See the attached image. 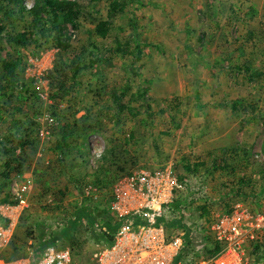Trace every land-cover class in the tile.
<instances>
[{"label":"rangeland","instance_id":"1","mask_svg":"<svg viewBox=\"0 0 264 264\" xmlns=\"http://www.w3.org/2000/svg\"><path fill=\"white\" fill-rule=\"evenodd\" d=\"M24 1L28 6L35 2ZM99 10L101 15H106L104 1ZM80 21L85 27L94 28L87 12L82 13ZM115 25L117 29L112 38L99 47V56L104 62L90 67L67 97H51L48 75L56 63L57 50H20L25 67L22 82L28 83L36 94V98L30 94L24 111L38 125V141L31 170L11 176L7 184L6 190L11 196L14 183L22 190L24 203L20 205L16 201L15 205L0 206V215L9 220L5 227L0 226L8 235L7 241L0 245V253L10 247L22 221L24 229L17 237L27 230L36 239L35 243L29 241L34 249L28 250L24 257L49 245V240L66 225L73 207L82 203V197L68 178L69 170L77 166L79 175L89 179L103 162L114 167L111 153L117 149L127 165L125 173L112 187L114 200L105 210L110 219L120 221L118 212L111 207L129 196L133 177L142 173L168 175L178 187L172 190L171 202L162 207L161 219L180 221L175 228L164 225L172 237L168 240L178 238L184 255L192 251L183 264H215L214 259L221 254L223 246L220 244V252L212 257L207 251L208 237L216 240L212 229L216 216L232 215L234 211L264 215V80H253L233 70V65L241 61L250 62L252 69L264 70V0H141L131 5L126 15L119 16ZM84 31L74 32L67 27L74 47L88 42ZM115 38L130 43L140 40L141 60L135 62L131 57L124 60L112 54ZM3 47L0 59L11 52L5 42ZM126 80L146 89L150 107L146 112L148 121L142 122L137 112L126 113L124 124L117 128V114L107 107L103 96L98 100L89 91L98 88L100 91L101 86L116 89ZM137 97H132V107L136 110L142 102ZM240 98L256 103V112L241 109L242 116L236 117L231 112V104ZM176 103L178 109H175ZM86 109L92 111L96 129L83 143L85 164L79 166L78 162L70 161L71 167L64 170L59 180L55 175L56 182L52 181L49 187L39 185L35 174L44 172L45 168H37L38 165L46 167L56 163L51 152L53 134L58 127L56 119L69 117L74 111L80 117ZM123 136L129 137L128 144L118 140ZM240 147L251 148L248 173L253 181L250 188L242 189L237 195L229 192L226 178L212 169L211 159L222 158L226 151ZM187 161L204 166L187 174L182 168ZM88 186L92 185L85 187V197L95 192L92 186L93 190L86 195ZM142 198L135 199L142 202ZM174 200L182 202L178 211L169 208ZM200 206L207 208L204 218L199 216L197 207ZM100 215L102 219L104 214ZM81 225L76 232V251L81 260L88 261L106 246L97 239L102 230L100 225L89 227L85 220ZM187 231L190 244L184 248ZM263 233L264 230L255 232L253 239ZM253 239H245L240 247L241 264H264V246L258 255L250 253L249 241ZM57 245L69 248L63 240Z\"/></svg>","mask_w":264,"mask_h":264},{"label":"trees","instance_id":"2","mask_svg":"<svg viewBox=\"0 0 264 264\" xmlns=\"http://www.w3.org/2000/svg\"><path fill=\"white\" fill-rule=\"evenodd\" d=\"M103 1L106 3V15L104 16L101 15L102 12L99 10V5ZM140 1L35 0L32 6H28L24 0H0V55L4 51V42L11 49V52L5 58L0 59V206L16 204L10 192L6 190L7 184L11 176L21 175L25 171L31 170L38 141L36 132L38 125L33 121V117H30L24 111V107L30 101V94L35 95V98L36 94L28 83L22 82L25 67L20 50L28 49L32 52H40L46 48L56 49L57 60L48 75L51 97L56 99L70 96L90 67L96 66L99 62H104L99 56V47L104 41L112 38L114 31L117 29L115 25L117 18L126 15L127 9L135 3H140ZM83 12L88 13L94 28H87L81 23L80 16ZM67 27H70L74 32L85 30L88 42L79 48L74 47L71 36H68ZM132 44L133 47H131ZM113 45L111 53L121 59L126 60L131 57L135 62L141 60L140 40L134 39L130 43L115 38ZM37 56L38 54L34 55L35 58ZM233 70L239 73L242 72L253 80H264V70L252 69L250 62H237L233 65ZM86 88H89L88 85ZM100 88V91L98 88L89 92L95 95L98 100L99 97L102 98L103 96L107 107L117 114L115 116L117 128L122 127L124 124L123 116L126 113L132 112L134 115V112H137L136 114L140 116L142 122L148 121L146 112L150 107L146 99V89L134 85L130 80L124 81L121 87L116 89L109 90L105 86ZM135 88L137 90L134 92ZM135 95L142 101L139 103L141 106L138 110L132 107V97ZM177 105L178 103L175 104V109H178ZM241 109L244 111L249 109L251 113H254L257 110V105L249 98H240L232 102L231 112L236 117L240 118L242 116ZM78 114L77 111H74L69 114V117L56 119L58 127L53 134L51 146V152L56 158V163L46 167L38 165L37 168H45L44 172L35 174V177H39L37 178L39 185L49 187L52 181L56 182L55 175L59 180L64 170H68L70 165L68 162L70 161L78 162L79 166L85 164L84 154L86 149L83 143L94 132L96 126L93 123L92 111L89 112L86 109L85 114L80 117H78ZM118 140H124L125 144L130 142L129 137L126 139L124 136ZM119 147L123 148V145ZM116 150L111 153V156L114 157L112 161L114 167H109L103 162L89 179L79 175L78 169H76L77 166L76 168L72 166L69 170L68 178L82 197V203L73 207L72 215L70 218L68 217L66 225L49 240V245H57L63 240L67 243L74 257L80 259L77 255L79 251H76L78 249L76 232L82 226L81 222L83 220L87 222L89 227L101 226L100 237L97 235V239L101 241L102 245L108 247L114 243V237L121 226V222L110 219L105 210L114 200L112 187L119 177L125 173L127 165L124 156ZM74 155L77 157L73 161L71 158ZM251 158V148L246 147L226 151L222 158L219 156L212 157V169L220 172L226 178L230 186V193L239 195L242 189L250 188L253 181L252 176L248 173V168L251 167ZM202 166H204L203 163L191 165L187 161L182 168L184 173L188 174L195 173L198 167ZM50 174H54L55 177H50ZM87 184H91L95 188V192L89 197H85L83 192ZM181 204V201L174 200L169 208L178 211ZM98 210L99 212H96ZM197 210L202 218L208 213L205 206L197 207ZM100 214H104L102 219H100ZM179 222H165L164 219H160L157 223H163L167 228H175L179 226ZM8 223L9 220L0 215V226L5 227ZM22 224L25 223L20 222L19 230L15 233L12 244L7 250L0 253V258H22L28 254V250L34 249L29 241L35 243L36 239L29 231L25 230L24 234L22 233L23 236L17 237L20 231L24 229ZM263 235L264 233L261 235L262 237L259 236L249 241L251 254L258 255L264 246ZM166 236L168 239L172 238L167 231ZM208 241L210 242V248L207 255L210 257L215 256L220 252L221 246L213 238L208 237ZM189 244L190 234L187 231L184 238V248ZM40 251H36V253ZM189 253H192V251H189ZM187 255H184L181 251L178 259L185 260ZM186 264L191 263L186 262Z\"/></svg>","mask_w":264,"mask_h":264},{"label":"built area","instance_id":"3","mask_svg":"<svg viewBox=\"0 0 264 264\" xmlns=\"http://www.w3.org/2000/svg\"><path fill=\"white\" fill-rule=\"evenodd\" d=\"M165 176L142 173L131 179L129 196L111 207L118 212L122 223L114 243L96 251L90 260L74 257L66 246L51 244L39 253L11 261L0 260V264H183V260L178 259L181 241L168 240L164 224L157 223L163 216L162 207L172 200L173 188L178 187ZM11 189L13 199L20 205L24 203L22 190L15 183ZM92 190V186H88L86 195ZM136 196L143 197L142 202L136 200ZM212 229L217 242L223 246L214 263L241 264L240 247L245 239H253L255 232L264 230V215H251L246 211L217 215ZM7 236V231L0 227V245L7 241Z\"/></svg>","mask_w":264,"mask_h":264}]
</instances>
